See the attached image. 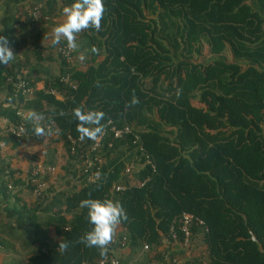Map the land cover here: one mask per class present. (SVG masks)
I'll list each match as a JSON object with an SVG mask.
<instances>
[{
	"label": "trees",
	"instance_id": "1",
	"mask_svg": "<svg viewBox=\"0 0 264 264\" xmlns=\"http://www.w3.org/2000/svg\"><path fill=\"white\" fill-rule=\"evenodd\" d=\"M5 1L0 35L16 55L9 65L0 62V143H51L43 161L30 158L24 177L0 155V248L12 251L5 263L96 261L99 249L78 242L91 228L80 201L107 197L119 201L128 216L107 254L128 248L150 264H194L184 255L168 256L166 249L183 242L181 215L189 213L204 223L190 226V245L199 236L205 248L197 264H264V0H104L100 31L87 29L77 37L92 58L104 57L84 62L85 68H79L81 46L72 51L75 63L66 62L63 39L58 46L51 39L18 49L36 21L72 0H37L30 8L19 6L21 11L22 0ZM37 5L40 17L32 20ZM203 43L212 55L207 62L194 58ZM54 63L57 73L51 74ZM65 76L76 86L65 83ZM38 80L44 83L40 90L34 86ZM133 90L140 103L129 107ZM80 104L106 114L101 179L92 183L81 165L92 140L79 139L72 113ZM32 110L46 118L50 131L44 137L33 136L24 116ZM109 121L133 130L114 139ZM68 136L75 140L73 152ZM58 143L77 166H60L62 183L54 188L49 168L55 167ZM35 161L45 170L33 177ZM131 163L139 169L129 176L124 169ZM41 183L45 187L36 196ZM116 183L126 189L114 191ZM23 190L28 201L19 195ZM61 240L69 242L67 251L59 250Z\"/></svg>",
	"mask_w": 264,
	"mask_h": 264
},
{
	"label": "clouds",
	"instance_id": "2",
	"mask_svg": "<svg viewBox=\"0 0 264 264\" xmlns=\"http://www.w3.org/2000/svg\"><path fill=\"white\" fill-rule=\"evenodd\" d=\"M106 11L104 0H72V3L63 9L65 17L63 22L52 29V45H60L63 39L66 40L69 50L76 51L79 47L78 34L87 29L100 31ZM15 55L9 47L7 38L0 35V62L9 65L15 59ZM176 94L179 97L182 89L177 88ZM139 103V98L133 90L129 107ZM72 113L78 121L76 130L82 142L85 139L98 141L106 134V124L102 123L106 116L104 111L89 110L84 104H80L72 109ZM64 114L63 110L59 112L61 116ZM26 119L33 124V136L44 137L49 133L50 130L44 123L46 118L42 113L32 110ZM95 176L97 180L101 179L100 173L97 172ZM97 187L100 185L98 184ZM80 207L87 209L91 228L78 238V242L89 248H97L101 256H106L109 245L114 241L118 225L128 219L126 211L119 201L107 197L85 198L80 201ZM69 246L66 240L59 242L61 252L67 251Z\"/></svg>",
	"mask_w": 264,
	"mask_h": 264
},
{
	"label": "crops",
	"instance_id": "3",
	"mask_svg": "<svg viewBox=\"0 0 264 264\" xmlns=\"http://www.w3.org/2000/svg\"><path fill=\"white\" fill-rule=\"evenodd\" d=\"M36 1L37 0H22V2L17 5L18 6L17 9L18 10L20 9L21 11V8L19 6H22V5L28 6L30 8ZM5 2H6L5 0H0V29L2 28L4 24L3 18L5 16L4 13L6 11V7L4 6ZM69 5L70 4L68 5L60 4L56 6L55 12L51 13L52 15L50 17H47L44 20L36 21L34 24V27L31 30H29L30 33H28L26 36L24 35V37L22 38V42L20 43V46L18 48L19 52L23 51L24 49H31L33 44L44 46L47 44V42L51 41V39L53 38L52 29L58 24L63 22L65 18L63 9ZM77 44L82 47L81 50H79L78 55H77V56H80V58H78L79 63L81 62L79 64V68H83V67L85 68L86 65L84 64V62L88 60H89V63L90 62L93 63V60H101L104 58L102 54H99V56L96 58H92V55L89 53L88 47H85V46L83 47V44H84L83 41L77 40ZM43 67L46 68L47 66L44 65ZM48 68L50 69L49 72L51 74L57 73L56 63H54ZM34 86L38 90L42 89L44 87L43 80L36 81ZM4 93H5L4 89L0 88V101L4 100L5 98ZM57 97L60 98L59 95ZM28 113L29 112H24V116H27ZM2 123L6 124L4 120L2 121ZM42 142L45 143V144L42 143L43 145H46L45 148L40 142L36 141L35 139H28L27 141H24L20 145L13 147V148H11L9 145L0 143V146H1L0 155L2 157H8L11 167L20 170V172H18L17 175L20 174V176L24 177L25 171L30 161V158H32L33 155H37L39 157L38 159L42 161L47 155L48 153L47 147H48V144H51V143L50 141H48V138H44ZM38 143L39 145H36ZM55 158H56L55 173L52 174V180L50 184H51V187L57 188V186L59 187L60 184L62 183L61 180L58 178L59 175L58 176L56 175V173L59 171V167L63 165H67L69 169L70 168L69 163L73 162V164L77 166V162H75V160L70 162V160L65 157L60 143H58L56 146ZM19 195L20 197H24L25 201H28L29 196H27L28 194L25 192V190L21 191ZM189 247L190 248H184L182 244H177L176 247L166 248L168 249L167 255L169 254L168 256L175 258V259L179 257L181 258L184 255V260L188 259V260H191V262L193 261L194 264H197L199 260L203 258V255L205 254V248L202 245L201 237L199 236L195 237L193 243H191ZM19 252L21 251L19 250ZM14 254H16V252H14ZM115 254L120 258L122 264H138L137 263L138 260L136 261L135 259L136 257L137 259H141L140 264H145L146 262L149 263V261H146L145 258L142 257V255L136 256L130 253L128 248L117 249L115 251ZM11 255H12V251L6 250L5 248H0V264H8L5 262L10 261ZM166 259L168 258L166 257Z\"/></svg>",
	"mask_w": 264,
	"mask_h": 264
},
{
	"label": "built area",
	"instance_id": "4",
	"mask_svg": "<svg viewBox=\"0 0 264 264\" xmlns=\"http://www.w3.org/2000/svg\"><path fill=\"white\" fill-rule=\"evenodd\" d=\"M44 1H47V0H44ZM52 1H61V0H52ZM40 8H41L40 5L33 7L32 12H31V19L32 20H34L35 18L38 19L40 17V11H39ZM60 51H61L62 55L64 56V58L66 59V62H68L71 65H73L75 63L74 56H72V51L68 49L67 45H64L60 49ZM62 80L65 83H67L68 85H70L71 87L76 86L75 84H73V82H71L69 80V78L67 76L63 77ZM26 92L29 95H31L33 92V89H30V88L26 89ZM50 93L52 95L58 96V93L55 90H50ZM47 128H49V125L47 126ZM132 130H133V127H131L129 125H124L122 127H118L112 121L108 122L107 131L112 134L114 139L123 138L124 136L130 134L132 132ZM22 131H23V124H21L18 127L17 132H14V131L13 132L16 134V136H21ZM102 138L98 141H92V143L88 149L87 154L84 155V157L81 161L82 173H83L86 181L89 183L97 181L95 174L97 172L100 173V166L103 163V157H102L101 152H100V146H101ZM136 139H138L137 136H136ZM68 140L72 144L71 150L73 152L75 140L73 138H71L70 136H68ZM144 162H145V164H149L151 166V168L154 170L155 166L149 160L148 157H145ZM138 169H139L138 166L134 163L126 164L125 169H124V173L129 175V176H132ZM44 170H45V168L43 167L42 163L40 161H35L31 164L30 174H31V176L36 177V176H39L40 174H42L44 172ZM49 171H50L51 175L54 174L55 173V167H50ZM144 182L140 183V185H143ZM44 187H45L44 183L38 184L36 186V189H35V193H36L35 195L36 196L39 195L40 191ZM112 189L116 192H120V191L125 190L126 186L124 184L116 183L113 185ZM180 221H181L180 230L184 234V240L181 244H182V246L188 248L190 246V226H191V224L195 223L197 225H203L204 223L201 219H199V218H197V217H195L189 213H182ZM65 229H67V228H65ZM173 237H175V235ZM122 244H124V243L122 242ZM118 249H123V248H118ZM143 249L148 250V245L145 244L143 246ZM82 264H122V262H121L120 258L114 252L113 254H106V256H102L94 262H91V263L82 262Z\"/></svg>",
	"mask_w": 264,
	"mask_h": 264
},
{
	"label": "rangeland",
	"instance_id": "5",
	"mask_svg": "<svg viewBox=\"0 0 264 264\" xmlns=\"http://www.w3.org/2000/svg\"><path fill=\"white\" fill-rule=\"evenodd\" d=\"M196 56V57H195ZM212 55H211V53L209 52V47L205 44V43H203L202 44V48H201V53H200V55H194V58H196L198 61H200V62H202V61H204V62H207V61H210V57H211ZM78 58H80V56H77ZM41 144L42 143H44V142H40ZM45 144V143H44ZM46 144H47V142H46ZM36 145H39V143L38 144H36ZM43 145V144H42ZM44 146V148L46 147V145H43ZM39 147V146H38ZM48 148V147H47ZM139 256V255H138ZM135 258V257H134ZM25 258H23V260H24ZM136 259V261L138 260V264H140L141 263V259H137V257L135 258ZM145 264H149V263H145Z\"/></svg>",
	"mask_w": 264,
	"mask_h": 264
}]
</instances>
